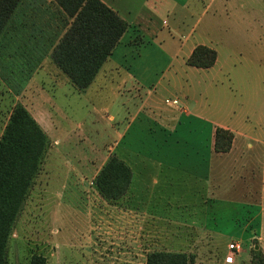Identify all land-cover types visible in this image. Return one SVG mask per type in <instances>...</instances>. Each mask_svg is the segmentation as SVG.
<instances>
[{"label": "rangeland", "instance_id": "1", "mask_svg": "<svg viewBox=\"0 0 264 264\" xmlns=\"http://www.w3.org/2000/svg\"><path fill=\"white\" fill-rule=\"evenodd\" d=\"M30 1L24 0L19 6L10 22L13 25L5 28L0 40V139L14 108L22 105L28 111L30 106L34 109L38 104L35 95L41 93L39 97L44 98L47 92L50 96L43 101L51 117L33 118L46 133L49 143L10 236L8 264H31L35 254L46 257L49 264H146L147 255L153 251L192 253L195 264H264V217L259 212L261 158L256 144L253 148L244 145L247 151L244 160L251 165L246 181H241V170L237 171L238 177L233 176V182L238 187L247 185L249 192L234 194L243 200L233 201L232 221L225 215L220 219L226 235L201 239L210 241L209 244L197 243L194 235L187 236L192 240V250L172 242L174 237H182L181 234L156 232L164 229L163 223L160 225L163 228H154L143 224L147 223L145 218H138L137 223L143 221L142 228L130 226L128 222L132 219L126 214V217L118 215L122 197L107 198L97 185L99 175L113 157L124 161L119 154L124 150V144L142 137L141 131L130 132L120 148L118 146L119 134L130 120L118 117L121 99L118 95L124 74L151 68L155 78H168L172 73L170 56L181 50L180 54H189L185 57L187 65L203 69L215 65L219 52L233 79V51L264 50V35L259 39L255 35L245 41L233 42V26H214L216 36L198 38L204 20L233 19L234 10L240 16L238 0H233L230 7L227 3L229 11L223 10L224 0H198L199 4L195 6L190 2L192 19L183 24H177L169 9L158 8L162 0H142L141 9L136 11V15H140L136 16V21L133 11L129 21L102 0L127 21L128 27L120 38V47L116 52L117 46L114 48L98 72L102 77V88L95 86L88 95L81 94L83 89L72 82L52 57L60 37L55 34L64 31L62 26L70 23L69 18L58 13L51 0H39L35 10L29 9ZM249 1L254 5L253 16L264 19V0ZM181 15L185 16V13L181 12ZM201 48L217 52L212 66L204 68L190 64L194 51ZM208 62V55L201 49L194 63ZM251 72L247 70L245 78H254L249 74ZM153 83L149 84L148 91L155 87L156 82ZM227 84L220 85L216 104L223 109L230 106L226 94L233 89L232 93L243 94L247 101L253 102L256 108L253 117H260L264 104L261 84L256 90L255 83L253 87L243 83L242 79L235 80L234 85L233 82L229 83L230 86ZM182 86L186 88L185 80ZM129 93L131 90L126 92ZM146 96L141 90L134 102L141 104ZM163 102L165 105H180L172 95L163 97ZM58 107L65 110L62 117L54 116L59 113ZM120 109L122 111V107ZM250 111L252 116L253 108ZM143 121V118L138 120L139 123ZM219 128L228 131L219 134L217 143L219 149L227 151H217L214 142L215 150L229 152L235 134L224 127H217L216 132ZM239 160L242 157L234 161ZM134 229L138 232H133ZM231 242L239 244L233 263L226 261Z\"/></svg>", "mask_w": 264, "mask_h": 264}, {"label": "crops", "instance_id": "2", "mask_svg": "<svg viewBox=\"0 0 264 264\" xmlns=\"http://www.w3.org/2000/svg\"><path fill=\"white\" fill-rule=\"evenodd\" d=\"M104 1L129 21L132 20L131 11L135 13V21L136 16H140L136 15V11L141 9L142 0ZM162 1L158 8H166L173 12L177 24L192 19L190 2L193 6L199 4L198 0ZM238 2L240 16H237L238 13L233 8V19L204 20L198 38H211V34L216 36L217 29L214 26H233V42L245 41L255 35L259 39L264 35V19L253 16L252 1ZM227 3L230 7L233 0H224L222 3L224 11L230 10L226 8ZM245 10H250L251 13ZM181 12H184L185 16H182ZM138 19L140 18L137 17ZM211 31L213 33H210ZM120 45V43L117 45L115 52ZM180 53L181 50L170 56L172 73L168 78L167 76L155 78L156 74H153L151 68L149 70L140 68V72L138 70L133 73L126 72L127 75L124 74L121 80L118 117H127L130 120L126 121L122 128L123 132L119 134L118 146L120 148L130 132L141 131L142 137L125 143L124 150L119 152L132 169L133 178L127 193L119 199L118 215L121 217L126 214L127 218L132 219L128 223L133 228L143 223L142 220L141 223H137L138 218H145L147 223L143 224L149 227L163 228L160 226L163 223L164 229L156 232L186 236L184 239L174 237L172 242L192 250L190 235H194L200 244L210 243L201 239L226 235L220 219L225 215L232 221L233 201L243 200L234 194L249 192L247 185L238 187L233 182V176L239 175L237 171H242L241 181H246L249 176L247 170L249 171L251 165L244 160L243 156L247 152L244 145L253 148L256 144L257 150L260 151L259 212L264 217V104L260 117H253L256 110L253 102L250 99L247 101L243 94L238 96L234 91L232 93L233 89L231 93L226 94L230 106L223 109L215 101L220 85L224 86L226 82L227 86L232 82L234 85L235 80L242 79L243 83L246 82L253 87L255 83L254 90L261 84L263 91L261 100L264 102V50L233 51V79L230 76V69L223 65L219 52L215 65L207 69L187 65L185 57L187 58L189 54L186 53L184 56ZM247 70L252 71L249 74L254 78H245ZM167 72L169 74V69ZM120 73L122 74L121 71ZM101 78L98 73L93 83L83 89L81 94L88 95L93 87L101 86ZM183 80L186 88L182 86ZM153 81L156 82L155 87L148 91L149 84H154ZM129 90L131 93L127 95L126 92ZM141 90H144L147 96L143 103L137 104L134 100ZM40 94L34 97L38 104L34 109L30 106L29 111L33 117H51L43 101L50 95L45 92L44 98H40ZM166 95H172L173 99L180 101V105H165L163 97ZM57 110L59 113L57 115L54 113V116L62 117L65 110L61 107ZM142 118L144 123H139L138 120ZM217 127L230 129L235 134L229 152L221 153L215 150L214 138ZM239 157H242V160L235 162L234 160ZM133 232L138 231L134 229ZM228 253L229 249L227 255Z\"/></svg>", "mask_w": 264, "mask_h": 264}, {"label": "trees", "instance_id": "3", "mask_svg": "<svg viewBox=\"0 0 264 264\" xmlns=\"http://www.w3.org/2000/svg\"><path fill=\"white\" fill-rule=\"evenodd\" d=\"M38 1L31 0L29 9L35 10L39 6ZM23 2L0 0V40L5 28L9 24L13 25L10 22ZM51 3L56 6L58 13L65 14L70 20V23L62 26L63 32L55 34L60 37L52 57L77 87L85 89L112 54L128 23L102 0H51ZM201 49L208 55L209 62L206 64L194 63ZM201 49L194 51L190 64L204 68L212 66L217 52ZM224 131L228 132L217 129V151L222 150L217 143L219 134ZM48 143L46 133L29 111L22 105L16 106L0 139V264H8L9 239ZM117 173L119 175L116 178ZM132 177L131 168L123 160L113 157L99 175L97 185L105 197L119 199L127 193ZM31 264L49 263L43 255L35 254ZM146 264H195V255L153 251L147 255Z\"/></svg>", "mask_w": 264, "mask_h": 264}, {"label": "built area", "instance_id": "4", "mask_svg": "<svg viewBox=\"0 0 264 264\" xmlns=\"http://www.w3.org/2000/svg\"><path fill=\"white\" fill-rule=\"evenodd\" d=\"M229 253L226 256V261L229 263H233L235 261V253H237V250L239 248V244L236 242H231L228 245Z\"/></svg>", "mask_w": 264, "mask_h": 264}, {"label": "water", "instance_id": "5", "mask_svg": "<svg viewBox=\"0 0 264 264\" xmlns=\"http://www.w3.org/2000/svg\"><path fill=\"white\" fill-rule=\"evenodd\" d=\"M256 248H259V245H256Z\"/></svg>", "mask_w": 264, "mask_h": 264}]
</instances>
